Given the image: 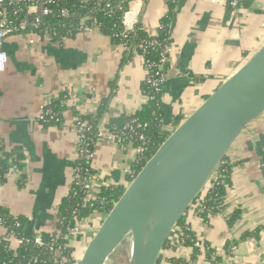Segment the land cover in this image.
Wrapping results in <instances>:
<instances>
[{"label":"crops","instance_id":"0c3cea01","mask_svg":"<svg viewBox=\"0 0 264 264\" xmlns=\"http://www.w3.org/2000/svg\"><path fill=\"white\" fill-rule=\"evenodd\" d=\"M134 5L138 25L158 35L168 12L167 0H142ZM263 18L260 0L252 10L229 12L226 0H180L170 32L173 52L163 97L166 133L171 135L261 50ZM3 49L10 63L0 73V147L22 153L24 172L21 179L11 177L0 187V203L24 220L25 236L52 234L78 161L74 120L96 115L112 93L102 130L112 119L142 110L147 103L144 58L134 52L124 60V46L98 31L33 48L11 37ZM52 100L61 102L63 127L38 122L42 106ZM263 151L264 114L246 127L226 156L231 177L225 209L207 220L194 211L187 215L186 223L201 247V255L192 264H264ZM94 154L93 184L98 193L102 186L115 184V174L126 184L125 171L138 158L135 147H122L107 137L98 141ZM236 212L240 215L230 226ZM96 217L83 223L73 237L80 257L104 220ZM5 235L0 226V245ZM192 255L191 248L175 247L164 250L158 264H171V258L191 262Z\"/></svg>","mask_w":264,"mask_h":264},{"label":"trees","instance_id":"16d2710c","mask_svg":"<svg viewBox=\"0 0 264 264\" xmlns=\"http://www.w3.org/2000/svg\"><path fill=\"white\" fill-rule=\"evenodd\" d=\"M236 1L237 7L234 8L232 4ZM53 2L54 4L51 6L53 14L48 17L45 26H48L49 30L54 29L58 33V38L55 41L60 42L64 38H75L79 34L78 31L81 21L85 18H90L92 22L99 26L102 34L110 37L114 43L127 47L124 60L130 59L133 53L137 52L143 56L146 70L149 73H154L158 70L164 47L172 45L170 32L180 0H167L168 12L162 19L160 30L156 36L150 35L141 25H138L133 31L125 32L122 21L124 12L129 7V0L125 2L124 0H53ZM255 2L256 0H226L228 12L241 8L252 10ZM65 9L69 11V18H64L61 15V11ZM152 43L156 44L151 45ZM146 47L147 49H145ZM169 67L170 64L168 62L164 65V72L162 73L167 78ZM148 79L149 76L147 75L143 91L144 95L149 96L150 99L142 110L131 116L112 119L104 128L107 133L115 136L116 142L120 146L125 147L131 144L135 148L142 147L144 149L143 154L138 156L137 161L132 167V171L136 174L144 168L170 135L169 133L164 135L161 133L162 127H164L165 113L163 97L166 83L162 86L161 91L158 92L148 84ZM113 96L114 93L103 100L96 115L84 118L90 122L93 128L88 133V140L82 145L83 147L90 143V148L93 149L94 145L97 144L98 134L102 130L103 119ZM61 99L62 97H60ZM51 110L60 119L59 122L50 121L46 123L40 120L38 122L43 126L63 127V107L61 106V102L59 100L54 101ZM128 124L134 125V130L127 129ZM137 125H141L142 128L137 129ZM12 155L22 161L20 166L24 168V157L22 153L15 152ZM223 163L226 164L224 165ZM262 164L264 165V151L262 153ZM0 166L2 167L1 173L5 174V171L9 168L8 162L0 158ZM77 166H81L84 172L87 171L89 175L93 176L90 162L78 160L76 163ZM215 174L219 176L218 182H214L213 178L210 179L212 188H205L203 190L195 205L189 209L176 226L165 248V250L173 249L174 238L180 239V243H183L182 245L184 247L193 250L191 262L184 259L171 258L169 260L171 264H192L201 255V247L198 245L197 237L186 223L188 213L194 211L204 220H207L212 213L221 212L226 207L225 201L231 177V167L226 157L223 159ZM114 179L115 184L102 186L99 189V193L94 194L93 199L89 201H86L87 193L78 186L73 187V190L68 196L62 200L57 216V231L52 234H41L46 243L58 237V245L65 247L61 257L57 254L50 253L48 250L37 248L33 243L34 237L29 238L32 241L30 244L24 245L17 250H12L10 243L4 239L0 245V264H34L35 259L39 260L37 264H73V251L68 249L70 239H67V237L70 236L69 231L76 227L78 223L82 224L94 215H101L103 218L106 217L123 196L127 186L132 182V179L129 178L126 184H121L119 174H115ZM5 182V180L0 181V187ZM74 211L76 214H74ZM239 215L240 213L236 212L231 216L229 220L230 226L237 221ZM17 222L22 225L20 229L16 228L15 224ZM0 225H4L9 231L14 230L18 232L21 237L25 236L24 220L19 216L17 218L14 217L4 207H0ZM207 248L209 247L206 246ZM209 252L212 253L211 251Z\"/></svg>","mask_w":264,"mask_h":264},{"label":"water","instance_id":"95a60500","mask_svg":"<svg viewBox=\"0 0 264 264\" xmlns=\"http://www.w3.org/2000/svg\"><path fill=\"white\" fill-rule=\"evenodd\" d=\"M263 114L264 46L166 139L104 219L77 264H108L127 239L130 264H158L176 226L233 144Z\"/></svg>","mask_w":264,"mask_h":264},{"label":"built area","instance_id":"2783aa9c","mask_svg":"<svg viewBox=\"0 0 264 264\" xmlns=\"http://www.w3.org/2000/svg\"><path fill=\"white\" fill-rule=\"evenodd\" d=\"M126 0H124L125 2ZM136 2H141L142 0H129V7L124 12L122 25L125 29V32L133 31L138 26V9L134 5ZM263 3L264 10V0H260ZM123 3V1H122ZM133 3V6L131 5ZM54 4L53 0H0V73H4L10 63V58L7 52L3 49L7 40L11 37L21 39L27 47H38L48 42H53L58 38V33L53 30H49L48 26H45V19L48 20L53 14V10L51 6ZM233 7H237V1L234 2ZM61 15L64 18H69L70 14L68 10L61 11ZM91 21V23H90ZM262 26L264 28V18L262 21ZM100 32V28L96 25L90 18H85L81 21L79 26V34L84 32ZM69 38H64L62 41H67ZM61 41V40H60ZM156 43H152L151 45H155ZM124 48L127 50L125 45ZM147 49V47L145 48ZM173 52L172 46H165L162 59L158 66L157 72L149 73L147 71V75L149 76L148 84L154 88L156 91H161L162 86L167 82L166 75H163L164 65L170 61V56ZM146 102L149 101L150 97L145 95ZM53 100L45 103L39 115L38 120L44 121L46 123L50 121L59 122L60 119L56 116V114L51 110V106L53 105ZM134 125H127V129L134 130ZM74 130L78 134V146H77V157L78 160H85L91 163L94 160V148H90V143L86 146H82L87 140L88 133L92 130V125L89 121H86L83 117H78L74 120ZM137 129H141V125L136 126ZM161 133L167 134L165 127H162ZM170 136V135H169ZM107 137L111 141H116V138L113 134L107 133L105 130H101L98 134V141L102 138ZM98 143V142H97ZM130 146H132L130 144ZM138 156L142 155L144 149L142 147L136 148ZM0 158L7 161L9 164V168L5 171V174L1 173L2 167L0 166V181H7L11 177H16V179H21L23 175V168H21V163L16 156H13L11 152H6L4 149L0 147ZM137 161V160H136ZM135 161V162H136ZM222 163V162H221ZM224 165L226 163H223ZM220 166V165H219ZM262 168L264 165L262 164ZM92 171V169H91ZM126 176L132 179V181L137 177L138 174L134 173L132 169L125 171ZM212 178L214 182H218L219 176L214 173ZM211 178V179H212ZM94 176L89 175L87 171L84 172L81 166H77L74 169L72 186L70 192L73 190V187L82 188L85 193H87L86 201L93 199V195L97 194L96 188L93 184ZM207 189H211L212 185L209 183L205 187ZM75 191V189H74ZM0 207L3 205L0 203ZM79 207V205H77ZM74 214L76 212L74 211ZM14 217L17 218L13 214ZM107 217V216H106ZM104 217V219L106 218ZM104 221V220H103ZM16 228L20 229L22 225L17 222ZM82 224H77L76 227L72 228L70 232V238L74 237L79 233L80 227ZM5 231L6 235L4 239H6L10 243V248L12 250H17L23 247L24 245L30 244L32 241L29 239L30 237L24 236L21 237L20 234L16 231H9L4 225H0ZM175 231V230H174ZM3 239V240H4ZM171 239V238H170ZM174 247H184L180 243V239L174 238ZM58 237L53 238L50 242L46 243L41 235H37L33 239V243L37 248L48 250L50 253L57 254L58 256L63 255V251L65 247L62 245H58L57 243ZM39 262L38 259L34 260V264ZM78 261H73V264H77Z\"/></svg>","mask_w":264,"mask_h":264},{"label":"rangeland","instance_id":"374dc122","mask_svg":"<svg viewBox=\"0 0 264 264\" xmlns=\"http://www.w3.org/2000/svg\"><path fill=\"white\" fill-rule=\"evenodd\" d=\"M129 186V185H128ZM127 186V187H128ZM193 212V211H190ZM189 212V213H190ZM96 217V215L93 216V218ZM90 219H87L84 224ZM96 220H98V217H96ZM83 224V223H82ZM83 224V226H84ZM86 227V225H85ZM83 227V229H85ZM100 228V227H99ZM84 231V230H83ZM98 231V230H97ZM76 236V235H75ZM76 238V237H75ZM75 238H71L69 243H68V249H70L72 252V258L74 261H79L82 256H79V251L77 248V245L75 243ZM128 248H127V247ZM131 260V239H127L119 248L118 250L111 256L108 264H130Z\"/></svg>","mask_w":264,"mask_h":264},{"label":"bare ground","instance_id":"6f19581e","mask_svg":"<svg viewBox=\"0 0 264 264\" xmlns=\"http://www.w3.org/2000/svg\"><path fill=\"white\" fill-rule=\"evenodd\" d=\"M127 247V246H126ZM128 248V247H127Z\"/></svg>","mask_w":264,"mask_h":264}]
</instances>
